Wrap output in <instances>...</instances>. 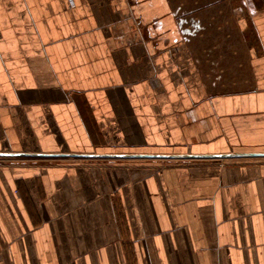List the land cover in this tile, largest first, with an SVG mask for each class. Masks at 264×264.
Returning a JSON list of instances; mask_svg holds the SVG:
<instances>
[{
	"label": "crops",
	"instance_id": "0c3cea01",
	"mask_svg": "<svg viewBox=\"0 0 264 264\" xmlns=\"http://www.w3.org/2000/svg\"><path fill=\"white\" fill-rule=\"evenodd\" d=\"M0 264H264V0H0Z\"/></svg>",
	"mask_w": 264,
	"mask_h": 264
},
{
	"label": "rangeland",
	"instance_id": "374dc122",
	"mask_svg": "<svg viewBox=\"0 0 264 264\" xmlns=\"http://www.w3.org/2000/svg\"><path fill=\"white\" fill-rule=\"evenodd\" d=\"M251 33H252V31H250V33H249V34H250V39H252V38H253V35H252Z\"/></svg>",
	"mask_w": 264,
	"mask_h": 264
}]
</instances>
